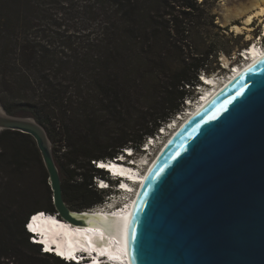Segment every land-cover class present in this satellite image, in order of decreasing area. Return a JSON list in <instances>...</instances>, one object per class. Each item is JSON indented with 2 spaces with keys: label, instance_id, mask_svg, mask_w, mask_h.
I'll use <instances>...</instances> for the list:
<instances>
[{
  "label": "trees",
  "instance_id": "16d2710c",
  "mask_svg": "<svg viewBox=\"0 0 264 264\" xmlns=\"http://www.w3.org/2000/svg\"><path fill=\"white\" fill-rule=\"evenodd\" d=\"M207 2L0 0V103L10 115L34 118L61 143L56 162L71 211L105 201L108 191L93 180L107 173L93 161L141 151L193 97L190 89L202 84L201 76L221 70L219 56L241 48L217 40L228 29L216 23ZM34 157L43 174L37 189L25 162ZM1 166L0 264H75L42 253L26 230L33 213H57L33 137L1 132ZM34 189L46 207L3 218L11 195L30 198Z\"/></svg>",
  "mask_w": 264,
  "mask_h": 264
},
{
  "label": "water",
  "instance_id": "95a60500",
  "mask_svg": "<svg viewBox=\"0 0 264 264\" xmlns=\"http://www.w3.org/2000/svg\"><path fill=\"white\" fill-rule=\"evenodd\" d=\"M28 134L57 213L78 224L45 128L0 103V133ZM30 219L28 220V223ZM130 264H264V56L186 120L158 152L127 231Z\"/></svg>",
  "mask_w": 264,
  "mask_h": 264
},
{
  "label": "bare ground",
  "instance_id": "6f19581e",
  "mask_svg": "<svg viewBox=\"0 0 264 264\" xmlns=\"http://www.w3.org/2000/svg\"><path fill=\"white\" fill-rule=\"evenodd\" d=\"M257 15L258 16L264 15V0L260 1L258 12L256 14L250 15L247 18L246 25L248 27L252 24L254 18ZM233 28L238 32H241L243 28L250 30L247 27L242 28L240 26H233ZM261 36L262 37L259 39V41H256L251 48L249 47L245 48L246 50H248V52H246L248 60L243 66L239 65L238 67H236V70H234L235 68L230 69L231 70L230 72H233V71H236V72L231 74L228 80H225V82L220 83V82H217L218 81L217 77H219L217 75L211 76V77L207 75L204 76L205 79L208 80V83L210 84L212 83L214 85L217 82L218 84L214 86V89L212 91L208 90V92H206L202 101L199 104H197L195 108L191 109L190 115H188L184 120L180 122H176L177 126L171 129L173 130V132L168 137L169 139L176 133L179 127L186 120H188L192 115L195 114V112H197L204 104H206L225 84H227L230 80L238 76L246 68V66H248L249 63L255 62L259 58L264 56V44L261 47L260 46L261 43H259L261 42V40L264 39V35L262 34ZM201 80H202V76H201ZM201 85H204L203 80H202ZM153 145L156 147V144H153ZM50 147L52 149L51 142H50ZM52 152H53V149H52ZM112 163L113 164H110L111 166L109 168L111 169L113 174L117 175L120 179H123V182H124L123 189L125 190V189L130 188V190H132V187L135 188V190L133 189L135 192V195L131 200L132 203L128 205L126 208H123L122 210H120L117 214L112 213L113 209L114 208L116 209V207L111 209V207H108V206H107L108 208L105 207V208L94 210V211L93 210L92 211L84 210L82 212L72 211L73 215L77 218V220L79 219L82 221V222H78V224L76 225L84 228L81 231L82 233L81 240L78 238H75L73 240V245H75L78 242H81L83 245H86L87 243L84 240L86 239V236H87L91 244L96 246V248L99 249L101 252L106 251L110 253L112 256H114L115 258L119 257V259L123 262V264H130L129 258H128V252H127L128 224H129L130 217L132 215V211H133L134 204L136 201V195L139 191L140 186L145 181L146 173L148 170L147 171L145 170L144 172H140L141 169L136 170L137 167L133 168L131 166H127L124 163H122L121 160H117V161L112 160ZM152 163L150 162V165ZM134 184L137 185V187L133 186ZM113 205L115 204L112 203L111 206ZM49 215L51 217H55L53 216V214H49ZM63 219H66V218H63ZM68 222L73 223L71 221H68ZM54 249L56 248L54 247ZM58 251L64 255L70 253V251L65 248H60ZM72 254L73 253L71 252V255ZM93 261L94 260L92 259L85 260L86 263H92Z\"/></svg>",
  "mask_w": 264,
  "mask_h": 264
},
{
  "label": "rangeland",
  "instance_id": "374dc122",
  "mask_svg": "<svg viewBox=\"0 0 264 264\" xmlns=\"http://www.w3.org/2000/svg\"><path fill=\"white\" fill-rule=\"evenodd\" d=\"M260 1L261 0H208L207 4L210 8L209 12L211 15L216 17V23L222 28L228 29V32L226 31L227 32L226 37L220 35L217 37V40L220 42V44H222L226 48L232 45L231 41L240 45L241 47L239 49H235L230 56L226 54H221L219 56V65L221 66V70L208 76L211 77L217 75L221 77L224 74H228L229 71H231L230 70L231 67L242 63V59L239 54L241 52L240 49L247 48L249 45H252L261 38V37L259 38V36H261L262 32H264V15L261 16L257 15L249 27L246 25L247 18L250 15L256 14L258 12ZM233 26H240L242 28L247 27L250 30L243 28L241 32H238L233 28ZM211 32L213 33V35L218 34L219 29H211ZM193 89L194 88L190 89L191 94H194ZM203 90H206V92H208V88L206 87H204ZM169 122L170 119L168 120V122H166V124H168ZM172 132L173 130H169L167 132L168 135L161 137L156 147L152 148V150L149 153H145L142 150L136 153V155L139 158H143L141 161H143L144 159L147 160V163L145 164L142 163L143 166L141 170L139 169L140 172H144L145 170L146 171L148 170V167L150 166V162L151 163L153 162L158 152L161 150L163 145L168 141L167 139H169L168 137L172 134ZM50 141L52 143V149H53V155L55 161H57V159L59 160L62 154L61 152L62 145L60 142L54 143L51 139ZM32 160L33 161L31 162H27V161L25 162L26 164L28 163L29 167L31 168V172H32V176H31L32 179H30L31 185L35 186V188L37 189L38 180H42L43 174L40 171V164L38 163V160H36V157H34ZM0 170L1 171L4 170L3 166L0 167ZM82 173L87 174L86 177H89L90 175V173L86 172L85 170H82ZM2 176L3 174H0V177ZM93 181L95 184V180ZM133 186L137 187V185L135 184ZM19 188H20L19 185H17L15 192H18ZM36 189H34V192L30 198H26L25 196L20 198L18 194H16L15 197L13 198V196L11 195L12 197L10 196L9 198L10 200L5 202L4 203L5 205H3V207L5 208L3 218L9 219L12 215H20V214H22L23 216V213L25 215L27 213H32L46 207L47 206L46 197L42 194H35ZM110 193L111 192H108L106 196L109 195ZM17 202H21V203L17 204ZM23 205H24V210L23 212H21V207ZM114 206L115 205H113L111 209H113Z\"/></svg>",
  "mask_w": 264,
  "mask_h": 264
},
{
  "label": "built area",
  "instance_id": "2783aa9c",
  "mask_svg": "<svg viewBox=\"0 0 264 264\" xmlns=\"http://www.w3.org/2000/svg\"><path fill=\"white\" fill-rule=\"evenodd\" d=\"M257 41H259V40H257ZM262 41L263 40H261V42H259V43H261L260 44L261 47L263 46ZM246 52H248V50L243 49L239 53L240 54V57L242 59V63L241 64H238L236 67H238L239 65L243 66L246 63V61L248 60L247 53ZM236 67H235L234 70H236ZM234 72H236V71H233V72H230L229 71L228 74L222 75L221 78L218 77V79H217L218 81L217 82H220V83L225 82V80H228L229 77L231 76V74H233ZM204 76L205 75H203L202 77H204ZM217 82L215 83V85L218 84ZM208 90H209V88H208ZM205 94H206L205 92H202L201 91V92H199V94H197V95H195L193 97H188L185 100V104H184L182 110L179 113H177L175 115V117L173 119H171L168 124H165L163 126V128L161 130V132H163V133H161V132L158 133L155 136V138H152L151 139L150 143L157 145L158 144V141L161 139V137H164V136L168 135L167 132L169 130H171L172 128H175L177 126L176 125V122H180V121L184 120L188 115H190L191 109L195 108L197 106V104H199L202 101V99L204 98ZM117 160H119V159L118 158L114 159V161H117ZM93 163H94V165L96 167H105V169H107L106 170L107 176L106 177H103V178H97V179H95V185L99 189L105 190V191H108V192H110L111 190L106 189V187L115 186V191H113L109 195H107L106 198H105V201L102 204H99L95 208L90 209V211L102 209V208H105L107 206L112 208V206L110 205V203L113 201V199H114V197L116 195L115 192H117V190H119L118 192H122V190H124L123 189V183H122L121 186H118L117 180H119L120 178L117 175L113 174V172L109 168L111 166L110 164H113L112 163V160H108L107 162H105V161H93ZM133 189L135 190L134 187H132V190H130V188H129L128 192L127 193H124V194H126L125 199H124L125 200L124 208H126L128 205H130L132 203L131 200H132V198L135 195V192H134ZM116 208H118L119 210H122V209H120V207H116Z\"/></svg>",
  "mask_w": 264,
  "mask_h": 264
},
{
  "label": "clouds",
  "instance_id": "9594fccd",
  "mask_svg": "<svg viewBox=\"0 0 264 264\" xmlns=\"http://www.w3.org/2000/svg\"><path fill=\"white\" fill-rule=\"evenodd\" d=\"M249 47V46H248ZM243 50V49H242ZM241 50V51H242ZM195 88V87H194ZM193 96H195L196 94H195V91H194V94H192ZM163 127H161L160 129H162ZM160 129H159V133H160ZM151 138H155V137H151ZM146 143H147V141H146ZM146 143H144L143 145H145ZM151 144V143H150ZM147 146H149V144L148 145H146V147ZM152 148H155V146L153 145V146H151V150H152ZM151 150H149V151H147V153H149ZM146 153V152H145ZM119 158V157H118ZM124 185V184H123ZM108 190H111L110 192H113V191H115V186H112V187H110V189H108ZM116 193V195H115V197H114V199H113V201L110 203V205L113 203V204H115V207H120V209H123L124 208V204H125V200L124 199H122L121 197H118V195H117V192H115ZM124 196H126V194H124L123 195V197ZM120 210L118 209V208H116V210H114L113 209V213H118ZM53 214V213H52ZM56 214H58V213H56ZM42 217H44V214L42 215ZM30 219V218H29ZM28 224V223H27ZM28 232V231H27Z\"/></svg>",
  "mask_w": 264,
  "mask_h": 264
}]
</instances>
